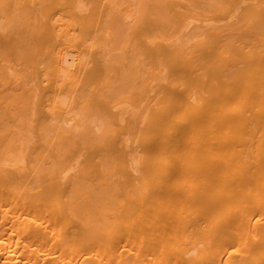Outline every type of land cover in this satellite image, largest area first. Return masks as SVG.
Listing matches in <instances>:
<instances>
[{
	"label": "bare ground",
	"instance_id": "bare-ground-1",
	"mask_svg": "<svg viewBox=\"0 0 264 264\" xmlns=\"http://www.w3.org/2000/svg\"><path fill=\"white\" fill-rule=\"evenodd\" d=\"M0 264H264V0H0Z\"/></svg>",
	"mask_w": 264,
	"mask_h": 264
}]
</instances>
